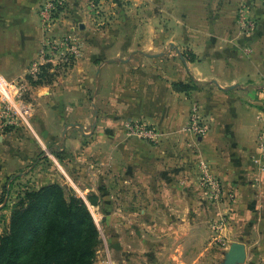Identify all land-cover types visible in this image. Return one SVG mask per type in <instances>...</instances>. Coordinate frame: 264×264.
<instances>
[{
    "label": "crops",
    "instance_id": "1",
    "mask_svg": "<svg viewBox=\"0 0 264 264\" xmlns=\"http://www.w3.org/2000/svg\"><path fill=\"white\" fill-rule=\"evenodd\" d=\"M42 2L0 0V77L14 92L18 85L30 91L29 107L36 110L30 126L42 156L57 157L61 141V149H70L99 138L104 152L91 160L103 162L107 178L103 186L123 192L118 195L121 205L133 206L134 218L139 217L136 264H175L173 256L181 264H196L205 254L208 248L200 242L195 259L189 263L179 259L189 254L198 238L191 208L206 201L198 182L206 169L218 182L214 215L225 217L222 235L246 245L245 264H264V160L256 161L261 159L258 135L264 130V32L251 44L223 43L221 13L199 26H188L181 0L165 19L167 26H149L153 38L145 39V47L153 52L142 49L141 26L104 31L111 35L92 26L83 31L84 51L71 71L57 75L52 84L34 87L27 77L44 41ZM168 45L175 51H167ZM187 47L197 55L195 60L187 58ZM175 82L194 87L176 91ZM230 86L234 87L227 89ZM194 109L209 126L203 137L189 128ZM137 120L156 126L163 135L160 141L148 144L126 138L125 124ZM17 132L0 134L2 177L40 153L14 151L12 143L20 139ZM69 154H62V160L71 166ZM99 204L92 206L97 210ZM162 254L170 256L165 263L159 260Z\"/></svg>",
    "mask_w": 264,
    "mask_h": 264
},
{
    "label": "rangeland",
    "instance_id": "2",
    "mask_svg": "<svg viewBox=\"0 0 264 264\" xmlns=\"http://www.w3.org/2000/svg\"><path fill=\"white\" fill-rule=\"evenodd\" d=\"M46 1L43 0L42 3ZM182 1L185 3L184 11L187 13L184 20L188 26H199L205 20H213L219 15V12L221 13L218 17L222 24L220 41L223 43L240 40L241 42L245 41V43L251 44V42L258 40L262 32H264V26H262L264 0ZM176 2H181V0H65L59 15L56 17L53 31L50 35L56 39L61 38V34L63 33L77 36L82 44L83 54L85 40L82 34L87 28H92L93 26L97 32L111 35V31H104L109 28L112 29L113 26H141L142 33H139L141 34L139 40L143 45L142 49L145 50L144 52H153V50H148L145 47V39L149 40L153 38L152 32L149 31V26H167L165 19L171 15ZM206 13L208 14V18H206ZM250 23L254 24L253 29L250 28ZM80 26L83 29H80ZM71 27H75L76 29L73 30ZM121 33L126 35L123 31ZM125 50H128V48ZM166 50L171 52L175 51V48L171 49L168 45ZM184 51L189 60L192 59L193 55L197 57L189 47L184 49ZM76 62L77 59L69 64L60 65L58 75H61V77L67 75ZM97 80L99 81V78L96 79L95 77L94 88H96ZM29 96L30 91L22 94V99L29 108L26 118L20 116L14 125L6 127L0 131V134L18 130L17 135L20 139L12 143L13 150L17 151L19 148H24V150H29V153L32 155L35 151L36 154L40 152L41 145L38 143V138L30 126L32 116L36 110L34 111L29 107L30 103L28 101L31 100ZM136 122L146 124L150 128H155L159 132V136L156 139H151L149 137L130 135L125 129L123 132L126 138H137L148 144H156L160 141L163 135L156 126L145 120H137ZM90 129L91 125L86 130ZM80 144L70 149H61L63 141L59 142V152L63 155L67 153L71 154V166L66 163L67 160H60L55 154L50 153L51 157L48 155L43 157L40 152L39 155L31 158L28 163L21 164L19 165L20 167L14 169V172L10 175L12 179H10V176L2 177L0 175V182L3 184L0 186V234L8 230L13 206L19 200L20 195L28 190L39 189L50 183H59L66 190L72 189L77 195L82 198L84 197V200L85 196L90 195L95 197L100 203L96 210V207L86 202L91 213L95 216L94 219L100 231L101 244L97 252L95 264H106L109 261L113 264H136L138 249L135 242V229L139 225V220H137L139 217L134 218L133 206L124 207L121 205V196L119 197L118 195L123 192L109 190L103 186L107 180L105 178L103 162L99 160L98 163L100 164L97 165L95 162L93 164L91 160L93 155L97 157L104 152L99 138L88 139ZM114 147L116 148L117 145L115 144ZM47 149L46 151H48ZM115 164H117V160H114ZM73 172H77V175L70 178ZM111 178L113 180V177ZM198 182L203 189V193L207 196L206 199L203 198L206 201H201L202 203L198 202L199 204L191 208L194 212L193 215H195L194 218L198 221L196 222L198 238H196L197 241L191 243L189 254L180 255L179 259L182 257L187 263L195 259L198 254V244L202 242V245H206L205 247L208 249L196 264H223L231 243V239L222 235V230L227 223L224 220L225 217L214 215V202L217 201L214 191L216 190L207 181L202 171ZM87 187L89 188L88 191L86 190ZM129 200L131 201V199ZM145 225L149 226L148 223ZM201 234L203 237H200ZM206 237L208 238L204 240ZM166 257L169 258L170 256L162 254L159 256V260L165 263ZM173 261L175 264H181V260L176 259L175 256H173Z\"/></svg>",
    "mask_w": 264,
    "mask_h": 264
},
{
    "label": "trees",
    "instance_id": "3",
    "mask_svg": "<svg viewBox=\"0 0 264 264\" xmlns=\"http://www.w3.org/2000/svg\"><path fill=\"white\" fill-rule=\"evenodd\" d=\"M193 55L191 60H195ZM45 64L34 87L52 84L59 74ZM176 91H189L193 85L175 82ZM62 160V154L57 151ZM92 204L95 197L89 195ZM101 244L100 231L86 201L72 189L50 183L28 190L14 204L8 230L0 234V264H95Z\"/></svg>",
    "mask_w": 264,
    "mask_h": 264
},
{
    "label": "built area",
    "instance_id": "4",
    "mask_svg": "<svg viewBox=\"0 0 264 264\" xmlns=\"http://www.w3.org/2000/svg\"><path fill=\"white\" fill-rule=\"evenodd\" d=\"M64 1L65 0H47L40 6L39 13L45 30V36L39 50L38 58L32 62L29 68V74L35 78L40 72L41 67L45 64H52L54 69H58L60 65L69 64L82 55V44L77 36L63 33L61 34V38L56 39L50 35L53 31V24L62 9ZM249 26L251 29L254 28V24L252 23H250ZM11 87L12 85H10L8 81L0 77V131L14 125L20 116L24 118V115L13 101L17 103L20 102L25 106V115L29 113V108L22 99V94L24 93L23 86L18 85L16 92H14ZM189 128L198 137H203L208 132L209 126L202 120L197 109L193 110ZM125 129L130 135L149 137L151 139H156L159 136V132H157L155 128H150L146 124L137 123L135 121L127 122L125 124ZM257 143L261 151V159H256V161L261 162V160H264V130L259 133ZM261 164L263 163L261 162ZM263 167L264 166L261 168L263 169ZM202 172L207 181L215 189L218 188L217 180L210 176L206 169H203ZM106 264L113 263L109 261Z\"/></svg>",
    "mask_w": 264,
    "mask_h": 264
},
{
    "label": "water",
    "instance_id": "5",
    "mask_svg": "<svg viewBox=\"0 0 264 264\" xmlns=\"http://www.w3.org/2000/svg\"><path fill=\"white\" fill-rule=\"evenodd\" d=\"M180 57L184 59L183 54L179 53ZM217 83L216 81H214ZM234 86H230L227 89H231ZM247 260L246 245L241 242H232L228 251L226 252L225 260L223 264H243Z\"/></svg>",
    "mask_w": 264,
    "mask_h": 264
},
{
    "label": "bare ground",
    "instance_id": "6",
    "mask_svg": "<svg viewBox=\"0 0 264 264\" xmlns=\"http://www.w3.org/2000/svg\"><path fill=\"white\" fill-rule=\"evenodd\" d=\"M18 108H19V110L21 111V113L23 114V115H25V111H26V109H25V106H17Z\"/></svg>",
    "mask_w": 264,
    "mask_h": 264
}]
</instances>
